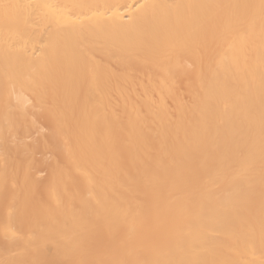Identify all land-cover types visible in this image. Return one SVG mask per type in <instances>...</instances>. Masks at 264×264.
Listing matches in <instances>:
<instances>
[{"label": "bare ground", "instance_id": "1", "mask_svg": "<svg viewBox=\"0 0 264 264\" xmlns=\"http://www.w3.org/2000/svg\"><path fill=\"white\" fill-rule=\"evenodd\" d=\"M0 264H264V0H0Z\"/></svg>", "mask_w": 264, "mask_h": 264}, {"label": "rangeland", "instance_id": "2", "mask_svg": "<svg viewBox=\"0 0 264 264\" xmlns=\"http://www.w3.org/2000/svg\"><path fill=\"white\" fill-rule=\"evenodd\" d=\"M42 172V173H41ZM44 172L43 171H40V174H43Z\"/></svg>", "mask_w": 264, "mask_h": 264}]
</instances>
